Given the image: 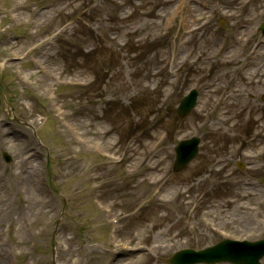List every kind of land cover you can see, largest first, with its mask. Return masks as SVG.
Segmentation results:
<instances>
[{
	"label": "rangeland",
	"instance_id": "rangeland-1",
	"mask_svg": "<svg viewBox=\"0 0 264 264\" xmlns=\"http://www.w3.org/2000/svg\"><path fill=\"white\" fill-rule=\"evenodd\" d=\"M169 1L0 0V81L28 124L9 119L0 94V237L5 226L12 230L0 264H52L54 235L57 264H165L179 250L223 240L214 228L233 239H264V189L243 185L264 182V86L251 84L264 53L243 70L250 47L236 45L264 22V0H199L209 9L191 5L176 22L178 0ZM186 22L193 34L180 50ZM156 32L162 36L154 41ZM175 47L183 54L174 70L161 49ZM214 81L180 120L187 90ZM220 95L229 96L222 116L213 106ZM163 132L167 140L155 148ZM191 136L203 139L199 156L175 173L178 140ZM94 198L120 218L113 246Z\"/></svg>",
	"mask_w": 264,
	"mask_h": 264
},
{
	"label": "bare ground",
	"instance_id": "bare-ground-1",
	"mask_svg": "<svg viewBox=\"0 0 264 264\" xmlns=\"http://www.w3.org/2000/svg\"><path fill=\"white\" fill-rule=\"evenodd\" d=\"M167 2L169 3L170 1L169 0H167ZM201 14H204V13H201ZM152 23V22H151ZM150 23V24H151ZM153 27H154V25H152ZM148 28H149V26H148ZM141 31V29L140 30H133V28H131V31L130 32H132V33H136V34H138L139 32ZM142 31H143V29H142ZM197 55H199L198 53H196ZM197 55H195V56H197ZM199 56H197V57H195V58H198ZM161 60H163V58L161 59ZM253 85H262V86H264V70L262 71V73H259L258 74V80L257 81H255V82H253L252 83ZM228 131L229 132H231V129H228ZM192 185H196V184H194V183H191ZM248 211V210H247ZM245 218H243V220H244ZM253 220H248L247 218L244 220V224H248L249 226H252V224H253Z\"/></svg>",
	"mask_w": 264,
	"mask_h": 264
},
{
	"label": "water",
	"instance_id": "water-1",
	"mask_svg": "<svg viewBox=\"0 0 264 264\" xmlns=\"http://www.w3.org/2000/svg\"><path fill=\"white\" fill-rule=\"evenodd\" d=\"M182 116H185V113H183V114H181ZM192 253H194V252H192ZM264 255V252H261V253H259V255H258V257H255V258H251V264H257L258 263V259L260 258V257H262ZM205 256V254H203V253H196L195 254V258H202V257H204ZM172 263L173 264H177V262H176V259H174L173 261H172Z\"/></svg>",
	"mask_w": 264,
	"mask_h": 264
}]
</instances>
